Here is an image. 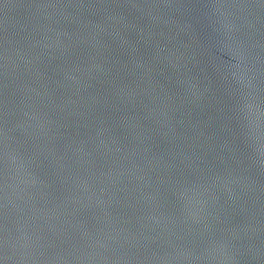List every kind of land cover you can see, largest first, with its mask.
Returning a JSON list of instances; mask_svg holds the SVG:
<instances>
[{"label": "water", "instance_id": "water-1", "mask_svg": "<svg viewBox=\"0 0 264 264\" xmlns=\"http://www.w3.org/2000/svg\"><path fill=\"white\" fill-rule=\"evenodd\" d=\"M0 264H264V0H0Z\"/></svg>", "mask_w": 264, "mask_h": 264}]
</instances>
